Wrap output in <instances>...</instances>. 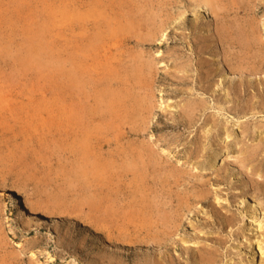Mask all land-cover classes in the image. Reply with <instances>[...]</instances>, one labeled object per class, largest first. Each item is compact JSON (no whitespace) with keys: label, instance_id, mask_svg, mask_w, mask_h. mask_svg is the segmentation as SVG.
Returning a JSON list of instances; mask_svg holds the SVG:
<instances>
[{"label":"rangeland","instance_id":"1","mask_svg":"<svg viewBox=\"0 0 264 264\" xmlns=\"http://www.w3.org/2000/svg\"><path fill=\"white\" fill-rule=\"evenodd\" d=\"M219 1L83 0L126 42L112 81L67 91L68 1L0 0V264L263 262L264 0ZM103 87L113 169L87 179L63 109Z\"/></svg>","mask_w":264,"mask_h":264},{"label":"bare ground","instance_id":"2","mask_svg":"<svg viewBox=\"0 0 264 264\" xmlns=\"http://www.w3.org/2000/svg\"><path fill=\"white\" fill-rule=\"evenodd\" d=\"M67 1L68 2L66 5L67 7H66V30H65L66 31V44H67V48H68V52H67L68 55H67V59H66L68 66H66L67 68L65 70V78L67 80V85H68L67 91H70V89L75 88V86L77 87L78 91H79V89L82 90L83 87H86L90 83H93L94 85L97 86V84L100 83V81H101V84H99L100 87L107 85L109 83V81L111 80L110 78L113 77V74L115 75L117 73L118 64L115 63L114 60L115 61L118 60L117 58L120 55L117 54V51L121 50L124 42H126V39H125V37L124 38H117L116 36L118 34L117 33L113 34V31L109 30L110 27H111V29H113V27H112L113 24L111 25L110 17L108 15L107 16L104 15L103 11H101L97 15H95L93 17L94 21H93V23H91L90 21L92 19H90L91 18L90 15H87L85 12H83V7H84L83 6V0H79L77 3H75L74 0H67ZM194 2H196V5H199V6L210 7L215 14H216V8L215 7L217 4L220 3L219 0H194ZM148 13H149V11H148ZM184 15L185 14H181V16L179 15L178 18L181 19L184 17ZM115 16H117V15H115ZM117 19H118V17H117ZM176 20H178V19H176ZM118 21H120V20H118ZM160 30H161V32H160ZM168 30H169V27H167L166 25H162V27L158 30L160 32V36L158 39L163 41L168 35ZM249 30L251 31V29H249ZM90 31H92V32H90ZM150 36H151V38H153L152 34H150ZM154 36H155V33H154ZM254 70H257V69L255 68ZM119 78H120V76H119ZM125 81H127V80H125ZM106 82H107V84H106ZM222 83L223 82H221V84H219V85H222ZM73 84L75 85L74 87H72ZM117 85H118V83H117ZM110 86H111V84H110ZM100 87H97V88L99 89ZM112 89L103 87L98 92L99 95H98V93L95 94L96 97H95L94 102L96 103L97 107L94 105L95 106L94 108H96V109H93L92 110L93 112L91 110L87 109L88 105H87V107L84 105L85 108L83 107V104H82L83 100L80 101L81 99H79V101L82 102L81 104H79L78 102L72 103V101H74V100L71 99L72 101L71 102L68 101L66 103V105L64 106V109H63V115L62 116L64 117V122H63V128H64V132H65L64 134H65L66 138L71 141V144H72L71 147H73L74 154L81 156V162L80 163H82V165L80 167V170H81L80 175L87 177V179H90V178L95 179L97 177L101 178L102 176H105V174L107 172H109L108 168L113 169L112 163L110 162V159H106L108 156L104 155L105 152L103 153V149L110 144L109 134L108 133L106 134V132L109 130H107L105 132L103 131V130L108 129V127L106 128V126L108 125L107 121L109 119L106 121L107 122L106 124H104L105 120L101 121L102 124H100L98 122L99 120L97 118H94L95 116L97 117L101 113H103L102 112L103 104L106 105L107 103H109V107L112 108L113 110H115L114 112H116L117 108L121 105V100L124 96L121 95L120 91H116V90L113 91ZM69 94H70V92H69ZM69 94H68V96H69ZM124 94L126 95L127 93L124 92ZM70 97H71V94H70ZM140 99L142 100L143 98H140ZM77 101H78V99H77ZM144 102H146V101L143 100L142 103L144 104ZM123 104H124V102H123ZM128 107H130V106H128ZM134 110H135V107H134ZM134 110H133V112H134ZM137 112H139V111H137ZM137 112L135 111L134 114H136ZM88 113H90V114L93 113L92 114L93 117L91 116L92 118H89L90 114H88ZM104 113H103V115H104ZM139 115H141V114H139ZM110 116H111V114H110ZM121 116H122V114H121ZM99 117H101V119H102L104 116L100 115ZM113 117H114V114H113ZM133 118H134V116H133ZM112 121H114V120H112ZM116 121H114V122H116ZM109 126H110V124H109ZM121 126H123V125L121 124L120 127ZM107 160H109V162ZM112 174H113V172H112ZM89 181H91V180H89ZM85 188L86 187H84V190H85ZM94 190H96V189H94ZM90 197H91V195H90ZM105 197H102L100 195H94L91 198L88 197L89 200L87 199V201H89L90 209L95 207L96 204H104L105 202H104L103 198H105ZM110 200H111V198H110ZM246 200H247L246 197H244L241 200L240 204H244L246 202ZM107 201H109V200L107 199ZM109 202H106V203H109ZM252 205H254V204H252ZM101 206L102 205H97L96 208L98 207V209H101L102 208ZM109 207H107V208H109ZM258 208H259V203H258V201H256L255 202V209L258 210ZM253 212L254 211H252V213ZM111 214H112V211H111ZM146 215L148 216L149 214H146ZM150 215H151V212H150ZM256 215H258V214H256ZM256 222L258 223L257 224L258 228H260V229L264 228V217L262 220H260L258 218L253 220L252 226ZM254 228H251V230H254ZM254 232H256V231H254ZM257 234H259V233L257 232ZM260 235L263 236L264 234H260ZM257 243L259 246V250H261L260 251L262 253L261 255H264V241L258 239ZM261 264H264V259H263V262Z\"/></svg>","mask_w":264,"mask_h":264}]
</instances>
